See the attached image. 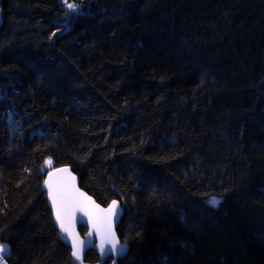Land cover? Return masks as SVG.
<instances>
[{"label": "trees", "instance_id": "16d2710c", "mask_svg": "<svg viewBox=\"0 0 264 264\" xmlns=\"http://www.w3.org/2000/svg\"><path fill=\"white\" fill-rule=\"evenodd\" d=\"M64 165L121 202L119 264H264V0H0L6 264L104 261L59 237Z\"/></svg>", "mask_w": 264, "mask_h": 264}, {"label": "water", "instance_id": "95a60500", "mask_svg": "<svg viewBox=\"0 0 264 264\" xmlns=\"http://www.w3.org/2000/svg\"><path fill=\"white\" fill-rule=\"evenodd\" d=\"M67 169V171H63ZM47 181V184L45 183ZM44 188L48 193L49 205L54 216L59 237L72 250V256L77 261H84L89 250L94 248L105 259L112 258L110 264H119V260L129 252V244L123 242L117 227L123 217V206L118 199L111 200L107 205L100 203L80 185V176L70 165H64L49 171L44 179ZM53 197L61 206V213L68 232L62 231L56 219V208ZM112 201L117 202L115 215L108 209ZM87 228L83 235L80 227ZM75 241L80 248L79 258L73 255L72 243ZM117 248L112 250V243L117 242ZM101 247L104 252H101ZM83 264H102L100 262Z\"/></svg>", "mask_w": 264, "mask_h": 264}, {"label": "snow or ice", "instance_id": "6c2138e0", "mask_svg": "<svg viewBox=\"0 0 264 264\" xmlns=\"http://www.w3.org/2000/svg\"><path fill=\"white\" fill-rule=\"evenodd\" d=\"M67 7L69 9H74L76 7V5L75 4H67ZM45 164L50 165L51 161L50 160L46 161ZM63 171H67V169H63ZM45 183L47 184V181H45ZM53 205L56 208V219L59 222L60 228L62 229V231L68 232L69 229L65 226V223L63 221V217H62V213H61V206H60V204L58 203V201L56 200L55 197H53ZM116 206H117V202L116 201H112V205H110V207L108 209L110 214H112V215L116 214V211H117V207ZM117 243H118V241L112 243L111 247H112L113 251L116 250ZM72 247H73V255L75 257L79 258L80 255H81V252H80V248L77 246V243L75 241H73ZM5 251H6L5 246L0 245V253H3ZM101 252H104V248L103 247H101ZM0 264H3V257L2 256H0Z\"/></svg>", "mask_w": 264, "mask_h": 264}, {"label": "rangeland", "instance_id": "374dc122", "mask_svg": "<svg viewBox=\"0 0 264 264\" xmlns=\"http://www.w3.org/2000/svg\"><path fill=\"white\" fill-rule=\"evenodd\" d=\"M0 245L5 246V248H6V251H5V252L0 253V256L3 257V264H6V261H5V255L9 253V251H10V247H9L8 244H0Z\"/></svg>", "mask_w": 264, "mask_h": 264}, {"label": "flooded vegetation", "instance_id": "af4514ba", "mask_svg": "<svg viewBox=\"0 0 264 264\" xmlns=\"http://www.w3.org/2000/svg\"><path fill=\"white\" fill-rule=\"evenodd\" d=\"M111 260H112V258H111ZM106 262H107V259H104V261L102 262V264H105ZM110 263H111V261H110Z\"/></svg>", "mask_w": 264, "mask_h": 264}, {"label": "bare ground", "instance_id": "6f19581e", "mask_svg": "<svg viewBox=\"0 0 264 264\" xmlns=\"http://www.w3.org/2000/svg\"><path fill=\"white\" fill-rule=\"evenodd\" d=\"M93 196V195H92ZM119 234V233H118ZM85 261V260H84ZM87 262V261H86ZM99 262V261H98Z\"/></svg>", "mask_w": 264, "mask_h": 264}]
</instances>
